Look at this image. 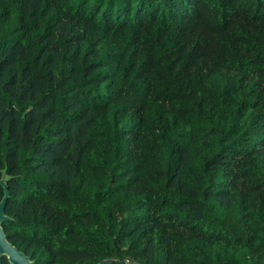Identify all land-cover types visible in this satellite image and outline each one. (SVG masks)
I'll use <instances>...</instances> for the list:
<instances>
[{
    "label": "trees",
    "instance_id": "1",
    "mask_svg": "<svg viewBox=\"0 0 264 264\" xmlns=\"http://www.w3.org/2000/svg\"><path fill=\"white\" fill-rule=\"evenodd\" d=\"M1 178L35 264H264V0H0Z\"/></svg>",
    "mask_w": 264,
    "mask_h": 264
},
{
    "label": "water",
    "instance_id": "2",
    "mask_svg": "<svg viewBox=\"0 0 264 264\" xmlns=\"http://www.w3.org/2000/svg\"><path fill=\"white\" fill-rule=\"evenodd\" d=\"M0 184L4 188V195L0 200V264H2V258L6 257L10 264H35L34 260H31L25 253L21 252L14 246L10 241H8L4 229L2 227V222L9 219L5 214V205L7 198L9 196L7 185L4 178L0 179ZM100 264H113L112 260L103 261Z\"/></svg>",
    "mask_w": 264,
    "mask_h": 264
}]
</instances>
